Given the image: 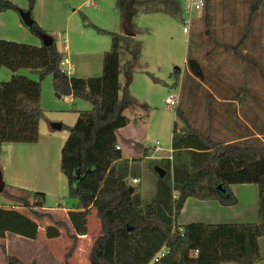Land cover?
<instances>
[{
    "label": "trees",
    "instance_id": "obj_1",
    "mask_svg": "<svg viewBox=\"0 0 264 264\" xmlns=\"http://www.w3.org/2000/svg\"><path fill=\"white\" fill-rule=\"evenodd\" d=\"M153 1L116 0L121 27L127 35L124 39L116 33L87 24L98 34L108 35L111 39L109 49L102 54V72L98 77L63 75V54L57 51L54 43L45 47L0 40V70L5 69L11 74L8 80H0V148L7 143L37 142L38 125L44 117L40 107L41 82L50 76L57 99L71 97L90 105L89 110L77 112L75 123L68 128L59 152L58 168L65 178L68 198L78 200L77 205L66 213V220L74 233L70 236L73 244L67 258L75 250L77 237L88 233L89 217L94 211L100 221V235L90 249L89 264H256L262 259L258 239L264 237V144L259 139L247 141L250 137L244 136L230 143L215 141L210 133L203 134L192 127L182 109L177 107L175 115L182 127L174 123L172 128L173 162L165 159L154 165L155 171H164L162 178L156 172L159 181L154 198L142 205L138 190L127 179L132 175L129 163L141 159H122L120 150L116 149L117 133L127 125L124 112L133 104L127 87L140 51L139 43L130 37L135 33L132 18L136 7ZM211 1L204 0L206 18ZM247 1L244 33L236 45L220 47L250 63L241 46L250 36L264 0ZM27 3L28 10L32 11L34 0H27ZM8 10L21 11L10 2L0 0V13ZM168 12L177 15L173 6L168 8ZM28 30L37 37L45 34L35 22ZM121 41L131 59L125 63L126 87L123 98L119 100L118 55ZM250 64L258 68L255 63ZM186 65L194 77L202 78L201 69L194 59H188ZM20 71L37 76V80ZM259 74L264 83V71L260 68ZM207 99L209 105L214 101L209 94ZM141 109L146 113L142 118L146 119L148 108L141 105ZM132 146L140 148L136 143ZM76 169L83 170L77 182L73 177ZM233 184L257 186L256 223L176 226L175 220L189 198L233 204L235 200L228 188ZM5 194L26 208L23 212L0 209V217L12 216L21 224L16 229L18 231L11 228L13 233L36 239L40 226L44 229L45 238L53 239L68 230L64 221L53 219L48 212L35 210L44 209L43 193L35 192L23 197ZM43 220L48 222L45 226H42ZM4 236L2 229L0 238ZM195 250L196 255L193 254ZM10 260L15 264H25L15 257H7V261Z\"/></svg>",
    "mask_w": 264,
    "mask_h": 264
},
{
    "label": "rangeland",
    "instance_id": "obj_2",
    "mask_svg": "<svg viewBox=\"0 0 264 264\" xmlns=\"http://www.w3.org/2000/svg\"><path fill=\"white\" fill-rule=\"evenodd\" d=\"M92 1L96 3V8L101 10V13L95 11L96 15L90 17L89 10L92 8L82 5L79 9L80 13L70 20L69 31L72 32L73 25L78 23L82 30L89 31L86 33L93 35L91 38L87 37L85 39L86 44L96 45L97 49L96 54L92 53V55L86 57L89 61H80L76 57L74 61L71 60V64L74 66L77 64L81 72L86 69L84 65L87 64L96 65V68L98 65L101 67L102 52L107 51L111 45V39L108 35L98 34L87 24L90 23L95 26V22H105V14L115 15L117 11L115 7L116 0ZM173 4L177 5V15L168 12V8ZM103 7H105V10L102 9ZM136 8H138V11L133 17L132 24L137 30L135 41L139 43L141 52L131 71L130 81H132V84L130 82L127 87L129 90L127 94L133 104L125 110L129 122L123 135L132 137L140 145V148L135 149L121 140L120 143L124 156L127 158L133 157L132 159L141 158L130 164L131 174L139 179L138 184H132L131 186L136 188L138 192H142L144 201L149 202V199H153L156 195V184L159 178L154 169V165L157 163L150 164L144 153L146 152V156L152 158L159 156L165 158L170 154L173 125L177 123L182 127L181 121L175 115L177 107L182 109L192 127L197 128L203 134L210 133L215 141L230 143L238 140L239 137L248 136L250 139L247 141L257 138L264 144V83L259 74V68L264 71V10L258 13L252 24L250 36L241 46L242 53L245 54L250 63H255L258 66L257 68L250 63L241 61L231 51H225L220 47L221 45L237 44L244 33L247 14L243 15L240 24L235 22L233 28L222 27L220 29L219 15L215 14V17L208 15V18H206L204 8L198 12L193 11L188 34H184L181 18L186 19L188 16V0H165V2L154 0L150 4ZM109 9L111 10L109 11ZM116 15L118 25H112L114 29L110 32L118 34L120 31L118 26L121 27V21L119 14ZM90 18H94L92 20L95 24ZM95 37L97 42H95ZM70 38L68 39L69 52L76 55L82 45L79 47L78 41H75L72 37ZM101 41L106 43L109 41V45L103 46ZM123 44L120 43L119 100L123 98L124 88L126 87L125 63L127 61L125 62V59L128 57V53ZM188 59H194L199 65L202 73L200 80L188 70L186 65ZM64 70H66V67H64ZM101 72V68L99 72L98 70L94 71L97 75L93 77L100 76ZM73 74H76L74 76L76 77L81 73ZM171 94L178 95L176 107L165 104L166 97ZM208 94L214 98L210 105L207 99ZM141 105H146L148 108L146 119L142 118L146 113L141 109ZM66 118L73 119L74 117L68 114ZM64 123L66 126L59 132L60 135L67 136L68 128L74 124V121H64ZM59 124L57 122L54 126L56 127ZM53 160L54 157L51 156L50 161ZM169 160L173 162L172 154ZM78 170L80 169L75 171ZM58 173L57 186L45 188L48 192L45 194L44 207L47 210H56L55 212H49L56 219H62L63 215L60 214L59 210L71 208V205H76L78 200L68 198L67 184L65 178L59 172V168ZM38 175L39 177L35 179L36 184L43 183L44 180L49 183L52 179L51 173L45 179L41 177L40 173ZM74 185H76L75 182ZM14 195H16L15 197H23L20 192ZM28 199L31 201L30 196ZM12 205L22 207L17 201H13ZM0 206H8L4 194H0ZM9 210H12V208H9ZM35 210L40 213L44 212V209ZM88 225L89 232L86 237L77 238L74 241L75 251L79 250V253H76V257L75 251H73L70 257H75L76 264H86V262L89 264L90 249L93 242L100 235V221L94 211L89 217ZM20 227L21 224L18 223L15 217H0V230L3 229L5 235H8L9 238L13 236L23 238L12 231V229L18 231L16 229ZM71 232L72 229L68 227V230L63 231L61 234L60 244L52 242L49 244V248L52 247L56 251L58 247L60 248L63 245V248L69 251L73 244V240L70 238ZM46 242L44 229L39 226L37 228V239H34V243L28 244V249L31 252L27 253L32 255L33 252H36L38 254V249H44ZM20 247L18 249L23 250V247ZM0 252L4 256L8 253L10 256L20 257L26 251L13 253L12 246L7 249L2 246ZM55 257V264H68L66 263L68 259L66 255L57 256L55 254ZM5 258L4 262L6 261ZM22 258L25 264L30 261V258ZM10 261H8L9 264H15L13 260Z\"/></svg>",
    "mask_w": 264,
    "mask_h": 264
},
{
    "label": "crops",
    "instance_id": "obj_3",
    "mask_svg": "<svg viewBox=\"0 0 264 264\" xmlns=\"http://www.w3.org/2000/svg\"><path fill=\"white\" fill-rule=\"evenodd\" d=\"M19 8L21 11L30 12V16L33 22L36 23L38 27H40L45 34L49 35L53 43L57 49V51L61 54H65V59L63 60V64L61 68L68 76H75L73 73H81L78 74V77L81 78H89L97 75L94 73L100 70V66L96 68V65L91 66L90 64L84 65L86 68L83 72H81L77 64L74 66L71 64V60L74 61V58H79L80 61H89L86 59L87 56L92 55V53H97L96 45H87L85 39L87 37L91 38L93 35L90 33H86L89 31H85L84 29L75 23L72 27V32L69 31L71 18L79 14L80 7L83 5L84 7H90V17H94L96 12H100L96 8V3L92 0H34V6L32 11L28 10L27 0H6ZM95 1V0H94ZM98 1V0H96ZM107 0H100V2H106ZM141 7V6H139ZM173 7L176 8V13H178L177 5L173 4ZM105 10V7L102 8ZM138 8H136L137 10ZM248 9V1L247 0H212L209 9L208 15L215 17L219 15L220 17V29L222 27L233 28L234 23L240 24L242 22L243 15L247 14ZM264 10V1L260 8ZM111 9H109L110 11ZM117 10V9H116ZM96 11V12H95ZM107 11V12H109ZM138 11V10H137ZM136 11V12H137ZM259 11V12H260ZM118 11L113 14H105V22H95L92 20L94 18H90L91 21L95 24L96 27L105 29L106 31L112 30V25H116L118 23L117 14ZM61 14V16H59ZM136 14V13H135ZM134 17V16H133ZM241 17V19H240ZM88 18V17H86ZM101 19V18H100ZM181 18V22H182ZM133 20V18H132ZM118 25V24H117ZM133 25V24H132ZM120 29L118 35L121 36L122 39L126 38L127 35L118 26ZM133 32L130 37L134 42L136 39L137 30L133 27ZM114 33V32H113ZM72 37L75 41H78L80 50L75 54L70 53L68 39ZM71 39V38H70ZM96 39V37H95ZM0 40L24 43L33 46H40L41 40L39 37L34 36L31 32L23 25L19 14L15 11L8 10L6 12L0 13ZM97 42V39L95 40ZM120 43L123 44V41ZM101 44L109 45V41L106 43L105 41H101ZM124 45V44H123ZM125 47V46H124ZM102 51V50H101ZM104 52V51H103ZM102 52V54H103ZM141 52V48L139 53ZM139 57V55H138ZM138 57L135 61L137 63ZM131 59V55L128 53V57L125 59V62ZM120 45H119V55H118V93H119V83L121 77V67H120ZM66 67V70H64ZM19 73L24 74L31 78L32 80H37V76L28 73L27 71H20ZM87 75V76H86ZM11 76V74L5 70H0V80L6 81ZM125 79V78H124ZM132 84V81H131ZM127 91L129 92L128 88ZM40 107L43 111V119L40 120L38 125V140L35 144H2L0 148V166H1V177L4 183V189L0 194H4L8 206H0L2 210H15L17 212H23L26 208L19 207L16 205H12V199H9L5 193L14 195L17 192H20L24 195H30L32 193L38 192L43 193L44 196L48 192L45 188L50 186H57L59 173H58V161H59V152L60 148L66 139L67 136L60 135V130L66 126L64 121H74L77 118L78 111H87L90 109V105L82 100H74L71 97H64L62 99H57L54 96L52 90V81L51 77L45 78L41 82V98H40ZM68 114L73 115V119H67ZM124 115L126 116L125 112ZM70 116V115H69ZM59 122L58 126H54L55 123ZM129 122V121H128ZM127 122V123H128ZM73 126V125H72ZM59 127V128H58ZM127 125L120 129L117 133V144L120 147L121 157L122 159L130 161L132 158H127L122 154V147L120 140L124 143H128L129 146H132V143H136V141L127 135H123L125 132ZM137 144V143H136ZM139 145V144H138ZM133 154V152H132ZM172 154V150L167 157H154L153 159L146 160L151 163H158L165 159H170ZM53 156L54 160L50 161V157ZM144 157V156H143ZM139 158V157H137ZM129 163V168H130ZM53 170V171H52ZM43 179L47 178L48 175H52V179L49 183L45 180L43 183L36 184L35 179L39 177V174ZM83 174V170L75 171L74 179L77 181ZM38 175V176H37ZM129 184H133L131 181L133 179L139 180L135 175H128L127 177ZM139 183V181H138ZM135 183L133 185H136ZM229 191L234 198V203L230 205H223L217 201H201L196 199H187L183 203L181 211L175 220V224L178 227H182L184 225L190 223H203V224H227V223H256L257 222V197H258V188L254 184H233L229 185ZM53 191V189H51ZM5 192V193H4ZM31 192V193H29ZM141 203L142 205H146L150 201L146 202L143 199L142 192L139 191ZM45 204V200H44ZM11 205V206H10ZM77 205V204H76ZM75 207V204L71 205L69 209H60V214L63 215L62 219H56L51 212H55L56 210H47L44 207V212L50 213L53 219L64 221L68 227L69 224L66 220V213ZM51 211V212H49ZM65 217V218H64ZM43 225L45 226L48 222L43 220ZM63 232V231H62ZM62 232L59 234L57 238L47 239L45 243L46 247L44 249H38V254L33 252V254H28L31 250L28 249V244L34 243V239L30 238H18L17 236H13L9 238L8 235H5L4 238H0V247H5L6 249L9 246H12L13 253H17L20 251H26L20 257L10 256L8 253L4 256L0 252V264H9L7 261V257H15L23 262V258H30L29 262L26 264H55L56 257L62 255L65 256L68 250L63 248L62 245L60 248L58 247L55 251L54 248L50 247L49 244L52 242H57L60 244V237L62 236ZM89 232V229H88ZM73 231L70 235H73ZM88 234V233H87ZM78 236V239L86 237V235ZM21 237V236H20ZM45 237V236H44ZM25 238V239H24ZM37 239V238H36ZM55 239V240H54ZM48 244V246H47ZM23 247L18 249V247ZM20 247V248H21ZM258 247L261 254L262 259L256 264H264V237L258 239ZM75 251V250H74ZM7 252V251H6ZM28 252V253H27ZM79 253V250L75 251ZM40 255V256H39ZM4 257H6V261L4 262ZM77 257V256H76ZM12 262V261H10ZM75 257H70L66 260L68 264H76ZM88 264V262H86Z\"/></svg>",
    "mask_w": 264,
    "mask_h": 264
},
{
    "label": "built area",
    "instance_id": "obj_4",
    "mask_svg": "<svg viewBox=\"0 0 264 264\" xmlns=\"http://www.w3.org/2000/svg\"><path fill=\"white\" fill-rule=\"evenodd\" d=\"M189 1V10H188V16H187V18L186 19H182V32L184 33V34H188V30H189V24H190V20H191V13L193 12V11H196V12H198V11H200L201 9H203L204 8V0H188ZM62 64H63V62L61 63V66H62ZM61 70H62V72L64 73V74H66L64 71H63V69L61 68ZM67 75V74H66ZM177 100H178V95L177 94H171V95H169L168 97H166V99H165V104H167V105H169V106H175L176 107V105H177ZM177 132H179V130L177 131ZM116 149H119L120 150V147H119V145L117 144L116 145ZM152 157H147V159L149 160V159H151ZM154 158V157H153ZM152 158V159H153ZM133 184H135V183H138V180H136V179H133L132 181H131ZM196 253H197V251L195 250L194 252H193V254L194 255H196Z\"/></svg>",
    "mask_w": 264,
    "mask_h": 264
},
{
    "label": "water",
    "instance_id": "obj_5",
    "mask_svg": "<svg viewBox=\"0 0 264 264\" xmlns=\"http://www.w3.org/2000/svg\"><path fill=\"white\" fill-rule=\"evenodd\" d=\"M18 14H19V17H20L23 25L27 29L30 28L32 23H33L32 19H31V16H30V12H28V11H20ZM39 39L41 40V44L43 46H45V47L50 46V45L53 44L52 38L49 35H47V34L39 35ZM63 75H65V74H63ZM127 122H128V120H127ZM156 172L159 174L160 178L163 177L164 171H162L161 169H156ZM3 189H4V183L2 181V177H1V173H0V193L3 191Z\"/></svg>",
    "mask_w": 264,
    "mask_h": 264
}]
</instances>
